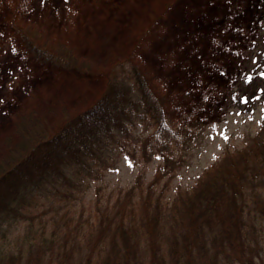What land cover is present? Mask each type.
Instances as JSON below:
<instances>
[{
    "label": "trees",
    "instance_id": "trees-1",
    "mask_svg": "<svg viewBox=\"0 0 264 264\" xmlns=\"http://www.w3.org/2000/svg\"><path fill=\"white\" fill-rule=\"evenodd\" d=\"M141 21L128 27L133 52L147 32ZM56 23L14 18L12 34L26 56L60 74L94 77L100 91L50 121L34 108L17 114L0 157V264H264V105L244 145L170 198L158 174L140 175L113 198L96 197L85 216L71 215L72 196L122 158L166 162L199 130L171 118L166 97L130 55L80 54L79 32Z\"/></svg>",
    "mask_w": 264,
    "mask_h": 264
},
{
    "label": "rangeland",
    "instance_id": "rangeland-1",
    "mask_svg": "<svg viewBox=\"0 0 264 264\" xmlns=\"http://www.w3.org/2000/svg\"><path fill=\"white\" fill-rule=\"evenodd\" d=\"M14 18L51 27L62 18V25L79 32L80 54L95 59H104L107 51L114 59L130 55L155 92L166 97L164 109L171 118L199 130L166 162L158 156L146 162L140 156L122 158L116 169L72 196L73 216L80 211L85 216L96 197L113 198L140 175L151 180L158 174L166 200L260 127L264 0H0V157L19 112L34 108L50 121L63 105L70 112L81 109L101 86L94 77L60 74L26 56L12 34ZM134 18H145L147 23L137 24L147 32L133 52L126 36ZM45 213L44 218L50 214ZM18 226L7 231L5 241L22 223Z\"/></svg>",
    "mask_w": 264,
    "mask_h": 264
}]
</instances>
